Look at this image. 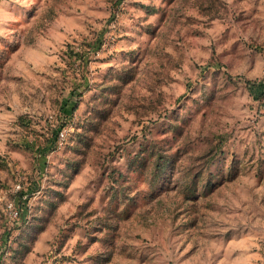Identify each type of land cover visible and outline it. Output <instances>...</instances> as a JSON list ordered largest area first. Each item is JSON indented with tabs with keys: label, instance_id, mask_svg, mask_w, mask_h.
Wrapping results in <instances>:
<instances>
[{
	"label": "rangeland",
	"instance_id": "rangeland-1",
	"mask_svg": "<svg viewBox=\"0 0 264 264\" xmlns=\"http://www.w3.org/2000/svg\"><path fill=\"white\" fill-rule=\"evenodd\" d=\"M0 264H264V0H0Z\"/></svg>",
	"mask_w": 264,
	"mask_h": 264
},
{
	"label": "trees",
	"instance_id": "trees-1",
	"mask_svg": "<svg viewBox=\"0 0 264 264\" xmlns=\"http://www.w3.org/2000/svg\"><path fill=\"white\" fill-rule=\"evenodd\" d=\"M160 162H162V164H160ZM160 162L157 164V167H158V169L162 170L164 161L161 160ZM165 163H167V162H165Z\"/></svg>",
	"mask_w": 264,
	"mask_h": 264
},
{
	"label": "built area",
	"instance_id": "built-area-1",
	"mask_svg": "<svg viewBox=\"0 0 264 264\" xmlns=\"http://www.w3.org/2000/svg\"><path fill=\"white\" fill-rule=\"evenodd\" d=\"M17 213L15 212L14 215H16Z\"/></svg>",
	"mask_w": 264,
	"mask_h": 264
}]
</instances>
